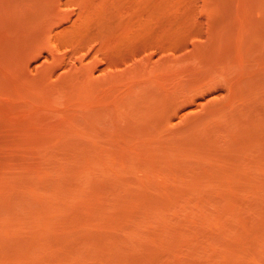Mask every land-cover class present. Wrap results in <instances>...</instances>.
<instances>
[{"label": "rangeland", "instance_id": "1", "mask_svg": "<svg viewBox=\"0 0 264 264\" xmlns=\"http://www.w3.org/2000/svg\"><path fill=\"white\" fill-rule=\"evenodd\" d=\"M0 264H264V0H0Z\"/></svg>", "mask_w": 264, "mask_h": 264}]
</instances>
